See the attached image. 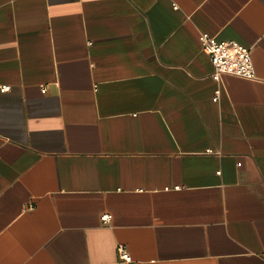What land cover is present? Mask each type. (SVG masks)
I'll return each mask as SVG.
<instances>
[{
  "label": "crops",
  "instance_id": "obj_1",
  "mask_svg": "<svg viewBox=\"0 0 264 264\" xmlns=\"http://www.w3.org/2000/svg\"><path fill=\"white\" fill-rule=\"evenodd\" d=\"M0 264H264V0H0Z\"/></svg>",
  "mask_w": 264,
  "mask_h": 264
},
{
  "label": "built area",
  "instance_id": "obj_2",
  "mask_svg": "<svg viewBox=\"0 0 264 264\" xmlns=\"http://www.w3.org/2000/svg\"><path fill=\"white\" fill-rule=\"evenodd\" d=\"M200 43L203 51L209 55L213 66V78L220 81L222 75H234L247 79H255V67L250 53V48L245 47L235 41L220 42L208 34L200 36ZM10 87L5 86L2 91H9ZM220 92H217L215 101H218ZM105 222L111 217L105 216ZM120 257L127 263H132V257L124 246L119 248Z\"/></svg>",
  "mask_w": 264,
  "mask_h": 264
}]
</instances>
